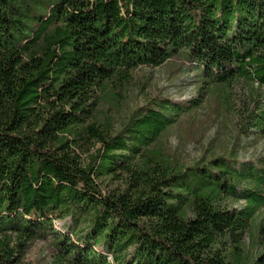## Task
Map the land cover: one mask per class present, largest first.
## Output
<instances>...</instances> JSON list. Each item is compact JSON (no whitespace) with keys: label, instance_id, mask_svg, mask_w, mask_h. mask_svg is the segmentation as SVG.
I'll return each instance as SVG.
<instances>
[{"label":"trees","instance_id":"trees-1","mask_svg":"<svg viewBox=\"0 0 264 264\" xmlns=\"http://www.w3.org/2000/svg\"><path fill=\"white\" fill-rule=\"evenodd\" d=\"M32 1L0 0V264H23L28 242L50 233L56 264H264V218L261 250L243 241L264 206V168L224 157L184 167L158 145L198 100L115 128L107 113L133 70L179 53L206 88L264 86V0H53L26 26ZM245 122L264 137V105ZM245 180V205L224 208Z\"/></svg>","mask_w":264,"mask_h":264},{"label":"rangeland","instance_id":"rangeland-1","mask_svg":"<svg viewBox=\"0 0 264 264\" xmlns=\"http://www.w3.org/2000/svg\"><path fill=\"white\" fill-rule=\"evenodd\" d=\"M52 2L32 1L27 9L31 18L30 21L23 19L24 25H33V16L48 15L47 6ZM206 87L201 83L194 62H189L184 54L179 53L160 66H140L133 70L128 83L120 91L124 95L121 94L118 110H108L107 113L111 115L115 128L125 116L157 108V104L192 105L193 100H198L199 105L189 113L181 114L179 121L158 141L168 158L184 167L224 157L231 161L236 170L249 166L264 168V137L252 134L254 130H243L249 110L254 108L256 102L258 106L264 105V87L244 78L228 85ZM252 188L250 180L240 182L236 195L223 193L222 206L240 209L245 205L244 194ZM261 218H264V206L257 210L250 231L243 237L250 254L261 250L262 244L256 239ZM70 221V218L64 221L54 219L55 232H65L64 222L69 224ZM52 236L50 233L44 239L28 242L22 263L56 264L51 248ZM106 258L112 262L111 254H107Z\"/></svg>","mask_w":264,"mask_h":264},{"label":"built area","instance_id":"built-area-1","mask_svg":"<svg viewBox=\"0 0 264 264\" xmlns=\"http://www.w3.org/2000/svg\"><path fill=\"white\" fill-rule=\"evenodd\" d=\"M255 82V81H254ZM257 83V82H256ZM264 87V86H263Z\"/></svg>","mask_w":264,"mask_h":264}]
</instances>
